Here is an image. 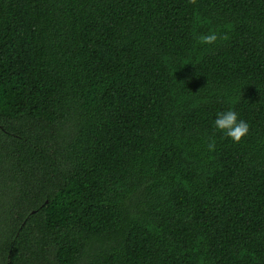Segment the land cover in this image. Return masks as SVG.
Masks as SVG:
<instances>
[{"label":"trees","instance_id":"16d2710c","mask_svg":"<svg viewBox=\"0 0 264 264\" xmlns=\"http://www.w3.org/2000/svg\"><path fill=\"white\" fill-rule=\"evenodd\" d=\"M0 264H264V0H0Z\"/></svg>","mask_w":264,"mask_h":264},{"label":"clouds","instance_id":"9594fccd","mask_svg":"<svg viewBox=\"0 0 264 264\" xmlns=\"http://www.w3.org/2000/svg\"><path fill=\"white\" fill-rule=\"evenodd\" d=\"M189 2L195 4L196 0H189ZM197 39L200 44L214 45L220 37L215 31H210L207 34H199ZM223 39L227 40L228 37L224 36ZM214 125L217 130L223 132L226 137L231 138L235 143H240L250 130L249 124L239 119L238 114L233 110L218 113ZM208 148L210 151H214L215 141H212Z\"/></svg>","mask_w":264,"mask_h":264}]
</instances>
